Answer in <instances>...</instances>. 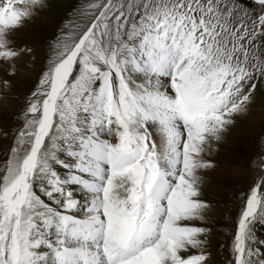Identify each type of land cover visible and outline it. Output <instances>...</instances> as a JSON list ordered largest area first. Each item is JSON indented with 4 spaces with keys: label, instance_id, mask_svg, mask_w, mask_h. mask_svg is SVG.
Returning a JSON list of instances; mask_svg holds the SVG:
<instances>
[{
    "label": "snow or ice",
    "instance_id": "obj_1",
    "mask_svg": "<svg viewBox=\"0 0 264 264\" xmlns=\"http://www.w3.org/2000/svg\"><path fill=\"white\" fill-rule=\"evenodd\" d=\"M92 0L0 165V264H208L202 169L264 82V0ZM42 0H0V58ZM264 175L233 264H264ZM193 250H196L195 252Z\"/></svg>",
    "mask_w": 264,
    "mask_h": 264
},
{
    "label": "rangeland",
    "instance_id": "obj_2",
    "mask_svg": "<svg viewBox=\"0 0 264 264\" xmlns=\"http://www.w3.org/2000/svg\"><path fill=\"white\" fill-rule=\"evenodd\" d=\"M91 2L67 0L53 9L54 0H42V6H37L38 10L25 20L23 27L11 33L9 47L20 55L7 60L0 58V91L15 101L7 102V106L2 102L0 105V165L5 163L15 144L32 99L31 93L38 87L47 60L57 44L64 41L77 25L86 22ZM238 3L246 11H259L254 0H238ZM260 82L259 78L254 81L256 86L248 110L234 115L247 127L243 141L233 138L211 142L204 154V159L214 165V168H208L212 173L204 174L207 182L213 185L210 196L219 204L224 203L217 213H205L202 220L195 222L206 229L203 251L208 256V264H233V237L245 195L253 180L264 175V82L259 91L257 84ZM238 164L244 166L247 173L231 175ZM254 231L257 241L254 247H260L259 242L264 241V225L256 223ZM261 251L264 252V248Z\"/></svg>",
    "mask_w": 264,
    "mask_h": 264
},
{
    "label": "bare ground",
    "instance_id": "obj_3",
    "mask_svg": "<svg viewBox=\"0 0 264 264\" xmlns=\"http://www.w3.org/2000/svg\"><path fill=\"white\" fill-rule=\"evenodd\" d=\"M66 1L67 0H54L53 9H55L59 5V3H65ZM22 27H23V25L19 26L18 28L21 29ZM261 83L262 82L257 84L259 86V88H258L259 91H261L260 89H263ZM1 102L4 103L5 106H7V102L10 104V103H13L15 101L12 97H9L4 92L0 91V105H1ZM234 117H235V119H233V124L228 128L227 132L225 133L224 139L228 140V139H233V138L235 139L236 138V139L241 140V142H242L243 141V135H244L247 127L245 124H243L242 122L237 120V118H236L237 116H234ZM231 158H232V156H231ZM210 172L212 173V171L208 170V169H202L200 172V175L202 176V187H201L202 198L209 205L208 209L206 210V213H217L218 211H220L223 208L224 203L219 204L218 202L213 200L210 196V194L213 193V191H211V188H212L211 186H213V185H211L209 183V181L207 182V180L204 178L205 177L204 174L205 173L209 174ZM246 173H247V170L245 169V167L238 164V165L234 166V168L232 169L231 175H239V174L244 175Z\"/></svg>",
    "mask_w": 264,
    "mask_h": 264
}]
</instances>
